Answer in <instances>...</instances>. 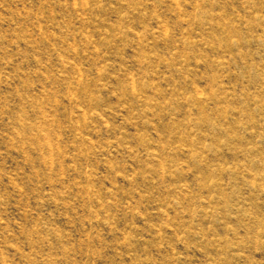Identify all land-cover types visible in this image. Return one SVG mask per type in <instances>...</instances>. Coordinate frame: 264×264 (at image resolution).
<instances>
[{
	"label": "rangeland",
	"instance_id": "obj_1",
	"mask_svg": "<svg viewBox=\"0 0 264 264\" xmlns=\"http://www.w3.org/2000/svg\"><path fill=\"white\" fill-rule=\"evenodd\" d=\"M0 264H264V0H0Z\"/></svg>",
	"mask_w": 264,
	"mask_h": 264
}]
</instances>
